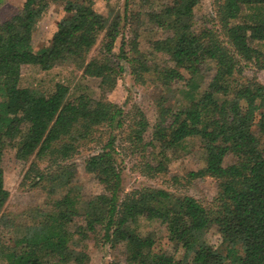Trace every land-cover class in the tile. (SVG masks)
I'll return each instance as SVG.
<instances>
[{
  "label": "trees",
  "instance_id": "obj_1",
  "mask_svg": "<svg viewBox=\"0 0 264 264\" xmlns=\"http://www.w3.org/2000/svg\"><path fill=\"white\" fill-rule=\"evenodd\" d=\"M139 1L150 8L140 7L134 17L154 23L165 35L143 41L133 29L127 37V12L109 8L104 13L96 0H25L17 13L0 21L4 264H87L90 255L82 246L91 236L111 247L121 245L125 264H264V84L244 72L252 65L264 69L253 43L264 45V0H215L214 16L202 25L195 21L200 0H169L160 9L152 7L154 0ZM53 4L67 16L49 43L34 50L33 32ZM203 62L214 69L207 86ZM124 63L137 83L165 88L155 98L153 123L137 105L129 117L123 106L95 98L81 83L91 77L114 87ZM29 64L44 71L79 70L80 79L56 80L37 92L23 82L22 67ZM105 127L111 129L108 142L85 159V169L106 191L84 195L71 183L77 163L70 159ZM119 136L141 153L142 172L151 176L165 173L189 143L201 140L206 164L184 177H214L218 190L212 202L162 187L125 191ZM7 149L28 162L33 185L42 184L48 194L65 192L47 208L28 207L16 216L5 211ZM148 220L165 226L167 239L181 249L178 257L156 251L159 237L144 229ZM211 227L220 234L222 250L206 237Z\"/></svg>",
  "mask_w": 264,
  "mask_h": 264
},
{
  "label": "rangeland",
  "instance_id": "obj_2",
  "mask_svg": "<svg viewBox=\"0 0 264 264\" xmlns=\"http://www.w3.org/2000/svg\"><path fill=\"white\" fill-rule=\"evenodd\" d=\"M25 0H0V21L10 18L17 13L23 6ZM214 1L215 0H200L195 7L196 25H202L206 20L214 16ZM96 0V8L104 13L109 8L119 9L123 13L127 12L128 24L124 28L125 34L129 37L130 30H138L140 38L144 41L146 37L154 35H165L167 32L157 29L152 22L143 21L141 18H135L134 14L140 7L148 9L150 6L144 7L139 0ZM169 0H154L153 8H163ZM67 16L60 4H53L48 13L41 18L33 32L32 46L34 50H38L42 46L49 43L54 31L57 29L58 22ZM120 39L118 40L115 51L119 50ZM254 46L258 48L261 57H264V45ZM97 49L92 50V54L96 53ZM159 60L164 64L169 62ZM158 60V61H159ZM125 69L120 73L117 83L114 87L101 84L98 79L84 77L82 84L87 85V91L95 98H103L115 102L125 109V112L131 117L134 112V105H137L144 112L145 116L152 123L157 116L155 98L157 94L165 91V88L152 84L137 83L127 63H124ZM201 71L204 76V86L212 78L214 69H207L205 62L201 63ZM245 74L254 79L257 83L264 84V69H260L256 65L249 66L245 69ZM81 71L70 70L64 66H55L50 70H41L36 65H24L22 67V78L25 85L32 87L37 92H42L44 87H50L56 80H62L65 83L72 84V81L80 79ZM185 75L187 73L185 72ZM184 81L174 84L173 86H181ZM126 114V115H127ZM128 117V116H127ZM111 129L107 127L99 129L95 133L94 140L85 143L80 147L79 151L70 159L71 162L77 163L75 176L72 178V184L75 185L84 195H95L106 191V187L96 178L88 173L85 169V159L91 154L100 149L108 142L111 135ZM113 133V132H112ZM114 134V133H113ZM118 161L123 169L124 189L129 191L135 187L154 186L162 187L177 193H188L194 195L205 204H210L218 190V183L214 177L206 176L188 180L184 177L189 171L197 170L203 167L207 161V149L201 140L193 144L189 143L187 149L182 155L178 156L169 163L168 170L165 173L156 175H147L142 172V162L145 158L142 157L139 151H133L127 143L118 138ZM2 167L4 170V185L9 190V198L5 204V211L16 216L26 210L28 207H44L47 208L51 204L52 198L64 193L61 190L57 194H48L42 184L33 185V174L28 172V162L19 159L17 152L14 149H7L2 158ZM179 177L176 181L175 178ZM82 219L78 218L77 223H81ZM76 224V223H75ZM144 229L153 230L157 233L159 239L157 242L156 251H162L169 255L178 257L181 249L176 248L173 242L166 237L165 226L158 220H148L145 222ZM206 237L209 243L215 248L222 250V242L220 234L215 227H211ZM90 255V260L87 264H125V255L122 252V246L111 247L94 237L84 239L83 246ZM0 264H4L0 261Z\"/></svg>",
  "mask_w": 264,
  "mask_h": 264
}]
</instances>
